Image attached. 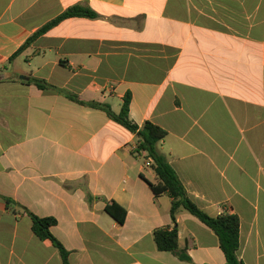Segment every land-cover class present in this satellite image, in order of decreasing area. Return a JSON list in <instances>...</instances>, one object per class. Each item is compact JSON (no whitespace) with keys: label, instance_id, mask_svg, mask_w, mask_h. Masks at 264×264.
I'll use <instances>...</instances> for the list:
<instances>
[{"label":"crops","instance_id":"obj_1","mask_svg":"<svg viewBox=\"0 0 264 264\" xmlns=\"http://www.w3.org/2000/svg\"><path fill=\"white\" fill-rule=\"evenodd\" d=\"M79 4L98 18L67 19L13 58ZM128 93L134 123L167 131L158 148L190 199L238 215L239 258L264 264V0H0V264H63L29 213L57 220L70 264H226L217 234L185 209L189 260L157 248L171 199L154 195L138 136L67 96L118 114Z\"/></svg>","mask_w":264,"mask_h":264},{"label":"trees","instance_id":"obj_2","mask_svg":"<svg viewBox=\"0 0 264 264\" xmlns=\"http://www.w3.org/2000/svg\"><path fill=\"white\" fill-rule=\"evenodd\" d=\"M71 18L96 19L98 18V14L86 5L79 4L69 8L31 36L18 52L14 54L13 58L30 47L35 41L48 33L55 26ZM31 82L42 90L55 88L43 80L32 79ZM67 96L81 105L103 110L110 119L138 136L139 142L134 154H145L146 159H151L153 161L152 168L159 180L157 184L150 183L154 195L160 197L166 194L171 199V218L174 225L172 228H161L154 232V239L160 251L179 254V234L176 213L180 209H185L217 234L220 240V247L226 258V264H245L238 256L241 239L240 218L238 215L234 213L211 215L190 199L178 174L167 157L158 148L159 143L164 141L168 136L167 131L149 121L143 126H139L130 119V93L124 96L122 108L118 114L115 113L109 105L94 101L84 102L77 96L71 94H67ZM5 201L8 209L15 212V207L18 205L11 199H6ZM105 210L120 224L126 222L127 211L115 202H107ZM29 215L32 218V230L34 234L42 241L50 240L58 250L62 263L70 264L69 252L52 233V228L58 224L57 220L53 217L41 218L30 213ZM179 256L184 260H189L188 256L184 254H179Z\"/></svg>","mask_w":264,"mask_h":264},{"label":"water","instance_id":"obj_3","mask_svg":"<svg viewBox=\"0 0 264 264\" xmlns=\"http://www.w3.org/2000/svg\"><path fill=\"white\" fill-rule=\"evenodd\" d=\"M21 79L22 80H27V81L29 80V78L28 77H25V76H21Z\"/></svg>","mask_w":264,"mask_h":264},{"label":"built area","instance_id":"obj_4","mask_svg":"<svg viewBox=\"0 0 264 264\" xmlns=\"http://www.w3.org/2000/svg\"><path fill=\"white\" fill-rule=\"evenodd\" d=\"M150 162H152L153 163V161L151 160Z\"/></svg>","mask_w":264,"mask_h":264}]
</instances>
